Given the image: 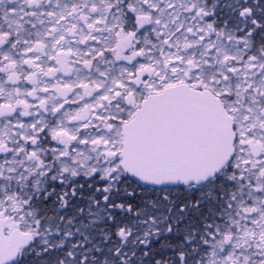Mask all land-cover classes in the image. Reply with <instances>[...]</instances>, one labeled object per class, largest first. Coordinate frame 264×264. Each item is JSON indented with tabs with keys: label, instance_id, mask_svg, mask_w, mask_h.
<instances>
[{
	"label": "snow or ice",
	"instance_id": "snow-or-ice-1",
	"mask_svg": "<svg viewBox=\"0 0 264 264\" xmlns=\"http://www.w3.org/2000/svg\"><path fill=\"white\" fill-rule=\"evenodd\" d=\"M0 264H264V0H0Z\"/></svg>",
	"mask_w": 264,
	"mask_h": 264
}]
</instances>
